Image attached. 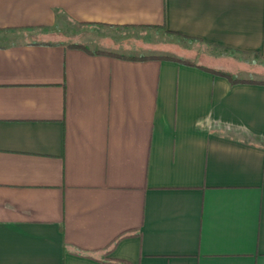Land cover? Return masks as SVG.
Returning <instances> with one entry per match:
<instances>
[{"label":"crops","instance_id":"crops-1","mask_svg":"<svg viewBox=\"0 0 264 264\" xmlns=\"http://www.w3.org/2000/svg\"><path fill=\"white\" fill-rule=\"evenodd\" d=\"M254 53L264 0H0V264H264V84L180 61Z\"/></svg>","mask_w":264,"mask_h":264},{"label":"rangeland","instance_id":"rangeland-1","mask_svg":"<svg viewBox=\"0 0 264 264\" xmlns=\"http://www.w3.org/2000/svg\"><path fill=\"white\" fill-rule=\"evenodd\" d=\"M212 63L218 67H225L230 73L236 76L244 77H264V71L261 66L264 61L256 56H241L238 59H223L222 62L213 60ZM261 70V71H260Z\"/></svg>","mask_w":264,"mask_h":264},{"label":"trees","instance_id":"trees-1","mask_svg":"<svg viewBox=\"0 0 264 264\" xmlns=\"http://www.w3.org/2000/svg\"><path fill=\"white\" fill-rule=\"evenodd\" d=\"M82 48L86 49L88 51V49L86 47H83ZM230 52H233V50H229ZM92 52H98V51H92ZM250 55V54H248ZM254 56L258 57V54L257 53H254ZM144 58V57H142ZM181 62L187 64V65H192V66H196V67H199L201 69H204V70H207L208 72H211L212 74H217V75H221V76H224L226 77L231 83H235V82H257V83H263L264 84V77H241V76H236V75H233L232 73L226 71V70H223V69H215V68H209V67H204V66H201V65H197V64H194L190 61H187V60H180ZM262 69H264V65L261 66ZM261 71V70H260ZM121 236H119L118 238H115L109 245L108 247V250H112V248L114 247V245L117 243L118 239L120 238ZM111 263L113 264H127L125 262H122V261H116V260H112L110 261Z\"/></svg>","mask_w":264,"mask_h":264}]
</instances>
